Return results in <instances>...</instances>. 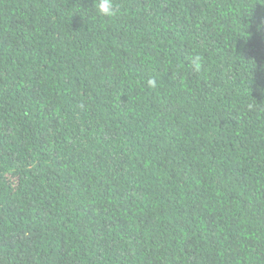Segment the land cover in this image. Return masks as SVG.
Wrapping results in <instances>:
<instances>
[{
	"label": "trees",
	"instance_id": "16d2710c",
	"mask_svg": "<svg viewBox=\"0 0 264 264\" xmlns=\"http://www.w3.org/2000/svg\"><path fill=\"white\" fill-rule=\"evenodd\" d=\"M96 2L0 0V264H264V0Z\"/></svg>",
	"mask_w": 264,
	"mask_h": 264
},
{
	"label": "clouds",
	"instance_id": "9594fccd",
	"mask_svg": "<svg viewBox=\"0 0 264 264\" xmlns=\"http://www.w3.org/2000/svg\"><path fill=\"white\" fill-rule=\"evenodd\" d=\"M95 9L99 15L112 17L117 14V9L114 5V0H97ZM192 66L198 72L201 69V57L195 56L191 60ZM148 85L151 88H156L157 83L155 79H149Z\"/></svg>",
	"mask_w": 264,
	"mask_h": 264
}]
</instances>
